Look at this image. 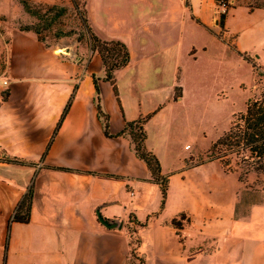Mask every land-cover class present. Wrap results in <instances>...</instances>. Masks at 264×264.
Wrapping results in <instances>:
<instances>
[{
	"label": "crops",
	"instance_id": "crops-1",
	"mask_svg": "<svg viewBox=\"0 0 264 264\" xmlns=\"http://www.w3.org/2000/svg\"><path fill=\"white\" fill-rule=\"evenodd\" d=\"M215 2L86 0L94 34L129 48L130 64L115 75L117 92L90 42L75 53L64 42L67 53H59L33 32L6 31L0 264H264V176L260 189L246 188L237 167L207 159L215 143L207 139L214 86L190 81L184 66L186 22L227 43L234 6L220 36L211 29ZM230 46L244 60L239 41ZM149 115L146 147L168 178L164 203L161 186L122 135L126 123ZM30 190V221L12 223Z\"/></svg>",
	"mask_w": 264,
	"mask_h": 264
},
{
	"label": "rangeland",
	"instance_id": "rangeland-1",
	"mask_svg": "<svg viewBox=\"0 0 264 264\" xmlns=\"http://www.w3.org/2000/svg\"><path fill=\"white\" fill-rule=\"evenodd\" d=\"M228 2L230 8L234 6L229 26L232 31L243 32L239 39H232L231 31L225 43L209 34L194 21L185 23L184 66L189 79L192 81L191 78L196 77L214 86V116L210 122L207 139L215 142L228 129L233 112L244 113L250 101L264 97V13H251L248 8V5L253 8H264V0H228ZM77 3V9L71 1L69 4L56 3L67 7L68 11L57 17L55 12L50 13L44 10L43 15L46 17L39 21L25 11L20 0H0V77L5 68L3 46L6 41V31L13 27L22 29L36 26L40 37L48 46L55 47L59 53H67L66 49L62 48L64 42L74 48L71 50L72 53H75L79 47L86 48L90 41L82 25V19H86L85 0H77ZM218 10L217 2H215L211 10L214 16L211 29L223 36L222 28L225 21L222 27ZM62 35L66 36L61 37ZM238 41L247 51L250 62L241 59L234 51L235 49L230 46L237 45ZM241 113L232 118L230 127ZM216 155L217 153L212 154L210 151L207 159ZM226 162L237 167L243 174L246 188L260 189L262 174L252 171L246 176L249 168L242 165L241 158L237 155L229 156ZM256 178H258L257 181H255ZM255 200V197L249 199L251 202ZM132 249V254L135 255L137 249L135 244L132 245Z\"/></svg>",
	"mask_w": 264,
	"mask_h": 264
},
{
	"label": "trees",
	"instance_id": "trees-1",
	"mask_svg": "<svg viewBox=\"0 0 264 264\" xmlns=\"http://www.w3.org/2000/svg\"><path fill=\"white\" fill-rule=\"evenodd\" d=\"M70 1L75 9H77V0ZM20 2L22 3L25 11L39 21L46 17L43 15L44 10H48L47 12L50 13L55 12L57 17L64 15L68 11L67 7L60 6L58 4L44 6L34 4L30 0H20ZM216 2L217 6L223 2L226 3L228 9L230 8L228 0H216ZM226 16L227 15L221 16L220 24L222 27L224 21L226 20ZM197 22L203 25L201 22ZM82 25L85 29L86 35L89 38L92 50L94 52H98L102 57L105 67V79L114 85L117 92L115 75L117 71L127 67L130 64L131 54L129 48L122 41H103L99 39L92 31L87 16L86 19H82ZM20 30L24 32L35 33L38 39L48 46L44 39L40 37L39 30L36 26L26 27ZM64 36L66 35H62L61 37ZM238 54L243 57L244 60L250 62V59L247 58V55L240 52H238ZM98 107L100 110V115L104 118L106 123V135L111 136L109 133L108 117L102 112L100 102ZM151 116L152 115H149L137 121L126 123L122 135L128 136L131 139L136 154L148 165L153 181L161 186L162 202L164 203L167 196L168 178L162 175L161 164L158 158L146 147L147 132L145 125ZM211 152L212 154L217 153V155L209 159L221 160L226 164H229L226 162L229 156L237 155L241 158L242 165H246L249 168L246 172V176L252 173V171L260 173L264 176V97L262 99H256L248 103L246 111L241 113L237 118V121L233 122L230 129L213 144ZM4 161L22 164L21 161L16 159H4ZM240 178L242 181H244L242 173ZM32 204L33 192L30 190L18 205L11 222L23 224L28 223L30 221ZM172 224L176 227L182 226L176 220H174Z\"/></svg>",
	"mask_w": 264,
	"mask_h": 264
},
{
	"label": "built area",
	"instance_id": "built-area-1",
	"mask_svg": "<svg viewBox=\"0 0 264 264\" xmlns=\"http://www.w3.org/2000/svg\"><path fill=\"white\" fill-rule=\"evenodd\" d=\"M218 8H219V14L222 16V15H226L227 14V12H228V6L226 5V3H220V5L218 6ZM0 84L2 85V86H9V82H8V80H6V79H3V78H0Z\"/></svg>",
	"mask_w": 264,
	"mask_h": 264
},
{
	"label": "water",
	"instance_id": "water-1",
	"mask_svg": "<svg viewBox=\"0 0 264 264\" xmlns=\"http://www.w3.org/2000/svg\"><path fill=\"white\" fill-rule=\"evenodd\" d=\"M62 48H63V49H67L68 46L63 44Z\"/></svg>",
	"mask_w": 264,
	"mask_h": 264
}]
</instances>
